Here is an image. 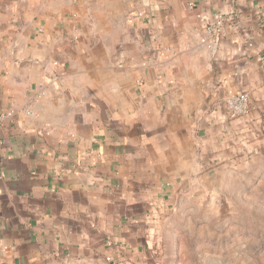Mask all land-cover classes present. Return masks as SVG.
Segmentation results:
<instances>
[{
	"label": "crops",
	"instance_id": "crops-1",
	"mask_svg": "<svg viewBox=\"0 0 264 264\" xmlns=\"http://www.w3.org/2000/svg\"><path fill=\"white\" fill-rule=\"evenodd\" d=\"M240 93L264 112V0H0V264L134 263Z\"/></svg>",
	"mask_w": 264,
	"mask_h": 264
},
{
	"label": "rangeland",
	"instance_id": "rangeland-1",
	"mask_svg": "<svg viewBox=\"0 0 264 264\" xmlns=\"http://www.w3.org/2000/svg\"><path fill=\"white\" fill-rule=\"evenodd\" d=\"M251 111H228L229 151L210 194L177 199L129 264H264V112Z\"/></svg>",
	"mask_w": 264,
	"mask_h": 264
},
{
	"label": "built area",
	"instance_id": "built-area-1",
	"mask_svg": "<svg viewBox=\"0 0 264 264\" xmlns=\"http://www.w3.org/2000/svg\"><path fill=\"white\" fill-rule=\"evenodd\" d=\"M144 17L143 11H138L135 16L128 20L129 23H132L134 20H138ZM206 29L211 33H219L222 27L221 17H217L212 23L206 25ZM225 105L227 110L235 116H245L248 114L250 106H249V98L247 94L240 93L229 95L225 101ZM25 113H30V110L25 111ZM2 118H0V131L2 126ZM1 145V139H0Z\"/></svg>",
	"mask_w": 264,
	"mask_h": 264
},
{
	"label": "water",
	"instance_id": "water-1",
	"mask_svg": "<svg viewBox=\"0 0 264 264\" xmlns=\"http://www.w3.org/2000/svg\"><path fill=\"white\" fill-rule=\"evenodd\" d=\"M144 4H148L149 0H142Z\"/></svg>",
	"mask_w": 264,
	"mask_h": 264
}]
</instances>
